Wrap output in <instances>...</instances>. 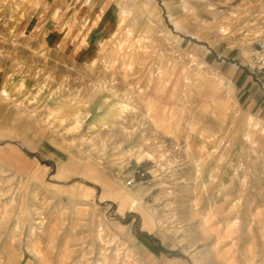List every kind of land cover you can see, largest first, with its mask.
I'll list each match as a JSON object with an SVG mask.
<instances>
[{
    "label": "rangeland",
    "instance_id": "1",
    "mask_svg": "<svg viewBox=\"0 0 264 264\" xmlns=\"http://www.w3.org/2000/svg\"><path fill=\"white\" fill-rule=\"evenodd\" d=\"M263 39L264 0H0V264H264Z\"/></svg>",
    "mask_w": 264,
    "mask_h": 264
},
{
    "label": "built area",
    "instance_id": "2",
    "mask_svg": "<svg viewBox=\"0 0 264 264\" xmlns=\"http://www.w3.org/2000/svg\"><path fill=\"white\" fill-rule=\"evenodd\" d=\"M254 61L257 67L259 68L264 67V39L260 41L259 49H257L256 52H254ZM136 172H137L136 174L132 175L126 181V186L128 188L135 186L137 183V179L145 175V173L141 170H137Z\"/></svg>",
    "mask_w": 264,
    "mask_h": 264
},
{
    "label": "bare ground",
    "instance_id": "3",
    "mask_svg": "<svg viewBox=\"0 0 264 264\" xmlns=\"http://www.w3.org/2000/svg\"><path fill=\"white\" fill-rule=\"evenodd\" d=\"M186 2V1H185ZM185 2H183L184 4V7H187V5H186V3ZM167 7L169 8V10L171 11L172 10V7H171V5L170 4H168L167 5ZM172 17H174V15H171ZM132 91V90H131ZM141 92V91H140ZM5 97V96H4ZM6 98H8V97H6ZM113 112V111H112ZM226 261V260H225Z\"/></svg>",
    "mask_w": 264,
    "mask_h": 264
}]
</instances>
